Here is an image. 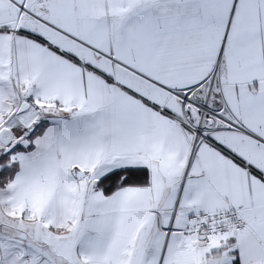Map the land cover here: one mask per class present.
Wrapping results in <instances>:
<instances>
[{
  "label": "snow or ice",
  "instance_id": "obj_1",
  "mask_svg": "<svg viewBox=\"0 0 264 264\" xmlns=\"http://www.w3.org/2000/svg\"><path fill=\"white\" fill-rule=\"evenodd\" d=\"M0 264H264V0H0Z\"/></svg>",
  "mask_w": 264,
  "mask_h": 264
}]
</instances>
